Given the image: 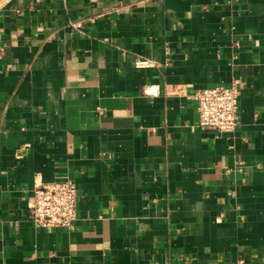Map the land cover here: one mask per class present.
<instances>
[{"label":"crops","instance_id":"crops-1","mask_svg":"<svg viewBox=\"0 0 264 264\" xmlns=\"http://www.w3.org/2000/svg\"><path fill=\"white\" fill-rule=\"evenodd\" d=\"M67 179L74 228L35 227ZM0 264H264V0H0Z\"/></svg>","mask_w":264,"mask_h":264},{"label":"built area","instance_id":"built-area-1","mask_svg":"<svg viewBox=\"0 0 264 264\" xmlns=\"http://www.w3.org/2000/svg\"><path fill=\"white\" fill-rule=\"evenodd\" d=\"M78 29L80 24H73ZM139 68L149 67L146 60H138ZM240 90L235 82L231 86H216L199 90L188 96L196 102L198 127L218 134H231L240 123ZM79 190L72 180L35 186L28 207V219L35 227L47 230H72L77 220Z\"/></svg>","mask_w":264,"mask_h":264}]
</instances>
